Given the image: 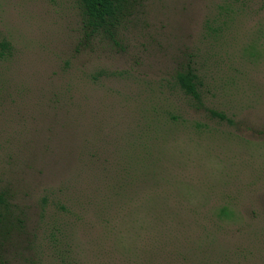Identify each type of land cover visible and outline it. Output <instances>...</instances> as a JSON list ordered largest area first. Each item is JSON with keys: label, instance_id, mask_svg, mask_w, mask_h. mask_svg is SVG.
<instances>
[{"label": "rangeland", "instance_id": "obj_1", "mask_svg": "<svg viewBox=\"0 0 264 264\" xmlns=\"http://www.w3.org/2000/svg\"><path fill=\"white\" fill-rule=\"evenodd\" d=\"M113 18L0 0V264H264V0Z\"/></svg>", "mask_w": 264, "mask_h": 264}, {"label": "trees", "instance_id": "obj_2", "mask_svg": "<svg viewBox=\"0 0 264 264\" xmlns=\"http://www.w3.org/2000/svg\"><path fill=\"white\" fill-rule=\"evenodd\" d=\"M84 8L85 13L97 25H101L107 20L115 17L119 9L120 0H78ZM114 19V18H113ZM195 75L191 71L178 73L176 76L180 88L194 98L198 96L194 79ZM218 116L222 117V115Z\"/></svg>", "mask_w": 264, "mask_h": 264}]
</instances>
